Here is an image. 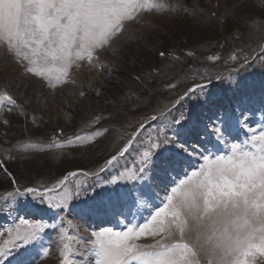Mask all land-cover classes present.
Returning <instances> with one entry per match:
<instances>
[{
    "label": "rangeland",
    "instance_id": "rangeland-1",
    "mask_svg": "<svg viewBox=\"0 0 264 264\" xmlns=\"http://www.w3.org/2000/svg\"><path fill=\"white\" fill-rule=\"evenodd\" d=\"M240 1L150 0L161 7L141 13L138 22L128 24L114 46L98 53L91 64L87 60L74 64L67 82L55 88L25 74L0 47V95L7 93L16 101L15 105L0 101V246L7 250L0 264H60L65 257L68 264H94L87 251L92 232L104 227L120 230L126 223L119 213L127 214V209L104 210L118 193L144 194L139 211L133 209L128 217L134 224L143 223L161 205L169 182L190 170L189 164L198 166V154L216 142L215 124H223L225 117L246 123L247 128L241 127V141L246 139L245 132L251 135L252 130L264 128L260 42L264 28L257 32L248 19L249 8L260 19L264 9L261 0L236 6L241 8L243 27L229 15ZM218 8L224 15L216 13ZM236 31L240 36L231 39L228 35ZM213 56L218 59H209ZM218 76L219 84L206 89L215 98L213 106L195 109V98L180 101L194 84ZM181 114L194 116L198 126L189 130V123L176 125ZM154 115L159 119L154 121ZM141 123L143 129L138 127ZM137 128L132 148L108 167L105 161ZM77 136L83 139L74 140ZM153 142L160 147L152 150L147 165L140 163L141 154ZM181 146L187 163L175 171L162 170L161 159L180 153ZM140 168H145L143 177L132 178L140 175ZM112 178H118L119 184H109ZM53 185L58 188L50 193L53 203L65 193L71 197L69 207L59 214L41 204L38 196L17 192L26 187L43 191ZM21 217L42 225L29 244L18 239L17 230L23 236L28 228L21 224ZM140 242L153 243L151 238ZM56 248L60 255L55 254ZM44 249L48 256L43 255ZM249 259L250 264H264L259 253Z\"/></svg>",
    "mask_w": 264,
    "mask_h": 264
},
{
    "label": "snow or ice",
    "instance_id": "snow-or-ice-1",
    "mask_svg": "<svg viewBox=\"0 0 264 264\" xmlns=\"http://www.w3.org/2000/svg\"><path fill=\"white\" fill-rule=\"evenodd\" d=\"M159 7L150 0H0V47L23 67L25 74L55 88L67 82L74 64L97 60V54L113 47L127 31L128 24L138 22L145 10ZM208 83L194 84L180 101L195 98V109L213 106L215 98L206 91ZM4 100L16 104L7 93L0 95V101ZM261 102L264 104V98ZM152 119L159 117L154 115ZM182 122L189 123V130L198 126L192 115L181 114L174 121L176 125ZM139 127L143 129L144 125L141 123ZM241 127L247 128V124L241 125L239 120L233 123L228 117L223 124H215L212 132L216 142L198 154V166L189 164L190 170L169 182L161 205L155 206L143 223L134 224L128 217L133 209L139 211L144 194L118 193L104 210L127 209V214L119 213L126 223L120 230L104 227L92 232L94 239L88 242L91 247L87 251L94 264H250L249 258L257 253L264 256V128L252 130L251 135L245 132L246 139L241 141ZM137 137L138 132H134L105 164L116 165ZM82 139L74 137L76 141ZM159 147L151 143L149 150L141 154L140 163L147 165L152 150ZM180 149V153L161 159L162 170L175 171L187 163L185 149L183 146ZM144 172L145 168H140V175L132 178L140 179ZM108 183L118 185L119 179L112 178ZM57 185L62 186L63 181H57ZM57 185L43 191L26 187L22 193L19 189L17 192L38 196L41 204L55 208L59 214L69 207L71 197L65 193L53 203L50 193L58 192ZM20 222L28 228L23 236L17 230L18 239L29 244L42 225L30 223L24 217ZM141 238H151L153 243H141ZM64 248L67 250L69 245ZM6 254L7 250L0 246V256ZM43 255H49L48 249H44ZM60 264H68L67 257Z\"/></svg>",
    "mask_w": 264,
    "mask_h": 264
},
{
    "label": "trees",
    "instance_id": "trees-1",
    "mask_svg": "<svg viewBox=\"0 0 264 264\" xmlns=\"http://www.w3.org/2000/svg\"><path fill=\"white\" fill-rule=\"evenodd\" d=\"M249 0H241L240 2H238L237 4H234L233 5V10L232 9H229V15L231 14V17H235L236 19H237V23L238 24H240L241 26H243V24H242V20H241V18L243 17V16H241V15H239V14H241L240 13V10H241V8L240 9H236L235 7L236 6H239V5H246L247 4V2H248ZM254 1V0H253ZM261 2L262 3H260V5L261 6H263V9H264V0H261ZM254 3H256V2H254ZM218 6L219 7H221L220 6V3L218 4ZM237 11V12H236ZM234 12H236L237 13V16L234 14ZM217 14L219 13V14H221V15H224V13H223V10H222V8L221 9H217V12H216ZM248 13V12H247ZM241 16V17H240ZM248 16H249V18L248 19H250V20H252V23L250 22V24L253 26V27H257L256 28V31L258 32L259 30L261 31V29H263L264 28V18L263 19H260L258 16H257V13L256 12H254V11H252L250 8H249V13H248ZM245 17V16H244ZM239 19V20H238ZM244 27V26H243ZM244 31V29H241V31ZM239 31V30H238ZM238 31H236V32H231L228 36H230V38L231 39H233V38H235V37H237V36H235V35H237V34H239V32ZM259 31V32H260ZM242 33H244V34H242ZM241 33V36L242 35H245V33H248V31H245V32H242ZM233 35V36H232ZM232 36V37H231ZM239 36H240V34H239ZM246 36H247V34H246ZM240 38H242V37H239V39ZM229 38H227L226 37V40H228ZM239 39H238V41H239ZM261 42V49L263 50V52H264V39H262V41H260ZM255 57L257 56V55H254ZM254 57V58H255ZM248 62V61H247ZM246 64V63H245ZM228 70V69H227ZM219 77V76H218ZM220 78V77H219ZM219 82H220V79H214V80H212L211 81V83H208V82H204V83H208V87H210V86H215V85H218L219 84ZM203 82L202 83H200V84H204ZM219 94H223V92H220ZM143 125H144V123H142ZM139 127V126H138ZM138 130V128L135 130V132ZM137 132H139V130L137 131ZM75 172V171H74ZM78 173L79 172H81V173H84L85 171L84 170H82V171H77ZM77 172H75V173H77ZM72 173V172H71ZM73 175H71V177H72Z\"/></svg>",
    "mask_w": 264,
    "mask_h": 264
},
{
    "label": "bare ground",
    "instance_id": "bare-ground-1",
    "mask_svg": "<svg viewBox=\"0 0 264 264\" xmlns=\"http://www.w3.org/2000/svg\"><path fill=\"white\" fill-rule=\"evenodd\" d=\"M55 254H56V255H60V250H59V248H56V250H55Z\"/></svg>",
    "mask_w": 264,
    "mask_h": 264
}]
</instances>
